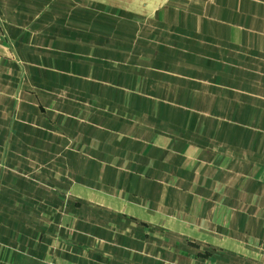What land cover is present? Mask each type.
I'll return each instance as SVG.
<instances>
[{
    "label": "crops",
    "instance_id": "0c3cea01",
    "mask_svg": "<svg viewBox=\"0 0 264 264\" xmlns=\"http://www.w3.org/2000/svg\"><path fill=\"white\" fill-rule=\"evenodd\" d=\"M0 264H264V0H0Z\"/></svg>",
    "mask_w": 264,
    "mask_h": 264
}]
</instances>
